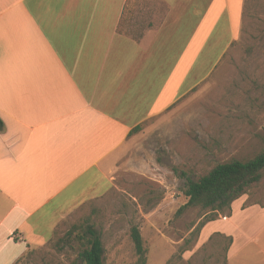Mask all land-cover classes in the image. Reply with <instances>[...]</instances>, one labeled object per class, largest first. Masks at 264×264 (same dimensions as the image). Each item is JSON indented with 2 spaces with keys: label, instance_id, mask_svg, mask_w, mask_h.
Wrapping results in <instances>:
<instances>
[{
  "label": "crops",
  "instance_id": "0c3cea01",
  "mask_svg": "<svg viewBox=\"0 0 264 264\" xmlns=\"http://www.w3.org/2000/svg\"><path fill=\"white\" fill-rule=\"evenodd\" d=\"M182 1L0 0V264L106 195L130 131L209 76L235 40L244 0H206L189 26ZM238 199L225 218L251 238L244 214L264 206ZM222 219L206 226L229 234Z\"/></svg>",
  "mask_w": 264,
  "mask_h": 264
},
{
  "label": "rangeland",
  "instance_id": "374dc122",
  "mask_svg": "<svg viewBox=\"0 0 264 264\" xmlns=\"http://www.w3.org/2000/svg\"><path fill=\"white\" fill-rule=\"evenodd\" d=\"M204 1H182L181 20L189 26L196 19L192 7ZM211 66L209 76L130 136L129 148L111 171L108 193L80 204L46 246L13 264H83L77 235L88 226L101 235L106 264H139L132 226L143 240L144 264H264V209L259 206L244 214L251 238L237 232L233 220L225 218L228 212L216 219L223 218L229 234L216 229L217 222L206 223L197 236L191 231L203 211L190 206L177 214L187 201L183 190L189 180L264 149V0H244L236 38ZM192 80L190 75L182 90ZM242 199L243 207L264 204V171ZM230 232L236 241L229 255Z\"/></svg>",
  "mask_w": 264,
  "mask_h": 264
},
{
  "label": "trees",
  "instance_id": "16d2710c",
  "mask_svg": "<svg viewBox=\"0 0 264 264\" xmlns=\"http://www.w3.org/2000/svg\"><path fill=\"white\" fill-rule=\"evenodd\" d=\"M140 127H134L130 131V135L136 133ZM3 128L4 124L0 118V131ZM263 171L264 149L248 160L242 161L233 158L226 162L218 163L197 180H189L183 190V195L187 198V201L178 208L177 214H180L181 211L190 206L199 207L203 211L202 219L191 231V235L197 236L206 223L216 220L218 213L224 214L228 212V216H230L232 203L246 194L249 188L261 181ZM260 205L264 206V204ZM70 234L68 232L66 236ZM130 236L135 252L138 255V262L139 264H144L145 250L143 240L136 226L131 227ZM77 237L80 243L77 250V258L83 264H106L104 262L103 242L98 231L92 226H88L86 231L79 233ZM227 238L231 244L232 237L228 236ZM61 242L62 239L58 240L56 244Z\"/></svg>",
  "mask_w": 264,
  "mask_h": 264
}]
</instances>
